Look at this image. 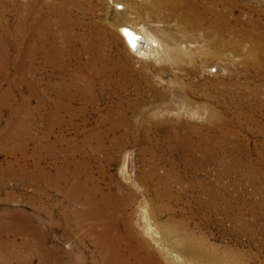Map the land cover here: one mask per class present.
<instances>
[{
	"label": "rangeland",
	"instance_id": "obj_1",
	"mask_svg": "<svg viewBox=\"0 0 264 264\" xmlns=\"http://www.w3.org/2000/svg\"><path fill=\"white\" fill-rule=\"evenodd\" d=\"M61 1L40 0L42 5H37L36 10L44 12L51 5L59 6ZM143 1L153 0H90L86 14L74 13L83 19L82 25L75 27L77 33L90 37L92 28L101 26L119 38V44L108 41L104 50L110 59L118 62L119 68H132L133 75L129 79H117L111 72L100 74L95 78L97 90L87 97H78L71 104L73 114L68 110L57 113L54 105L55 91L68 86L70 77L63 76L39 57L32 77L36 86L31 90L13 43L7 40L8 46L0 50V238L25 249L26 253L20 256L24 264H61L58 256L53 257L55 254L48 260L41 258L40 249L36 250L38 241L29 232L32 235L41 232L49 249L59 247L63 252L81 254L74 241L52 226L50 219L38 217L37 209L26 201L30 196H41L36 188L45 186L42 178L45 170L54 175L66 159L87 157L91 162L89 172L96 180L103 181L104 189L114 190L119 184L125 192L137 193L136 204L129 211L134 222L137 216L152 215L157 206L152 201L153 192L160 188L157 175L175 168L184 177L183 188H170V193L181 202L173 208L179 211L185 207L191 232L206 239L194 245L202 246L218 259L217 262L191 261L186 256L184 259L183 244L175 238H164L165 250L182 260V264H264V0H219V43L232 41L237 46L219 48V61L207 67H200V59L196 60L199 67L181 62L177 65L173 61L170 51L175 47L173 42L181 41L182 33L196 34L197 31L184 21H173L168 10L162 9L152 19L148 12H136L135 7ZM30 3L31 0H0V13H5L0 17V25H7L1 34L3 38L9 37L7 30L20 19L17 10H25ZM50 14L55 17L54 13ZM122 25H133L158 40L160 50L154 59L140 58L129 52L118 30ZM122 48L132 57L129 63L121 60ZM90 56L88 53L82 55L81 45L77 44L69 65L74 68L79 61L86 63ZM5 57L6 61L14 63L7 69ZM153 88L163 96L155 97ZM184 88L191 93L189 99L193 107H209L211 98L218 96L216 118L210 119L205 111L196 116L181 113L182 108L190 107L178 96ZM69 91L73 94L75 89ZM123 100L126 104L120 105ZM130 107L138 110H120ZM117 123L120 126L112 129ZM195 127L202 132L216 129L206 144L208 148L219 150L217 157L202 160L199 154L191 158L183 151L171 156L168 143L173 136ZM99 147L103 151H98ZM76 150L78 152L73 153ZM127 156L129 158L124 161ZM109 157L115 161L110 163ZM198 160H202L201 181L193 175L199 166ZM123 161L132 175L129 184L123 183L121 176ZM142 171L148 178L147 183ZM24 181L29 182L26 187L22 185ZM213 184L219 203L210 206L207 212L198 211L197 204L207 201V191ZM12 194L14 200L6 202ZM46 199L50 204L60 199V195L49 190L46 195L42 193L41 203ZM54 210L59 216V210ZM10 211L34 219L33 223L41 230L31 229L25 238L15 236V229L7 224L6 214ZM155 223L161 235L179 230L176 227L168 230L165 219ZM86 245L91 250L89 243ZM150 247L161 263L167 264L162 251L153 242ZM83 260L92 264L88 253ZM18 262L0 260V264Z\"/></svg>",
	"mask_w": 264,
	"mask_h": 264
},
{
	"label": "bare ground",
	"instance_id": "obj_2",
	"mask_svg": "<svg viewBox=\"0 0 264 264\" xmlns=\"http://www.w3.org/2000/svg\"><path fill=\"white\" fill-rule=\"evenodd\" d=\"M37 5H42V2L31 0V3L26 5L25 10H17L20 19L7 30V33H9L8 38H3L1 35L5 32L4 28L7 25H0V50L5 45L8 46L7 40L13 43V48L19 53L20 58L18 60H20L19 64H22L23 67L24 79L27 78L30 81L31 90H34V86H36L32 77L36 70V59L39 57L52 66L54 70L61 72L63 76L70 77L68 86L59 87L55 91L56 102L54 105L57 113L68 110L70 114H73L74 110L71 104L78 97H87L89 93L96 89L95 78L100 74L111 72L116 75L117 79H129L133 75L132 68H119L118 62L110 59L111 57L104 50V45L108 41L109 43L113 41L119 44V38L115 34L106 32L104 28H100L101 26H96V29L92 28L93 31H91L90 37L86 33L79 34L75 31V27L78 28L82 25L83 19L77 18L74 13L80 11L86 14V5H91L90 0H62L59 6L51 5L44 12L36 10ZM135 8L136 12H148L150 19L155 14L160 13L162 9L168 10L169 17L173 21L174 19L175 21H184L187 26L196 29V34L182 33L181 41L173 42L175 47L171 48L170 51L172 59L177 65L181 62L197 66L196 60L200 59L202 64L200 67H207L219 61L217 55L219 48L233 49L237 46V43L232 41H228L226 44L219 43V0H153L152 2L143 1ZM50 13H54L55 17H50ZM4 15L5 13H0V17ZM51 19H56V21H51ZM118 30L127 49L135 56L154 59L160 50L158 40L142 29H138L133 25H122ZM77 44L81 45L82 55L88 53L91 56L86 63L79 61L72 68L69 65V59H71L72 51ZM127 49L122 48L123 55H120L122 58L120 59L125 63H129L132 58ZM208 50H212V52L208 53ZM191 55H194V57H191ZM12 64H14L12 61H6V57L4 58L6 69ZM108 65H110L111 70H109ZM187 73L191 72L187 71ZM105 85L108 86V83ZM71 88L75 89L73 94L69 91ZM153 92L155 97L160 98L163 96L155 88H153ZM178 96L182 98L185 106H190L182 108L181 113L196 116L205 111L210 114V119L216 118L215 111L219 109L218 96L211 98L212 105L209 107L195 105L193 107L191 104L193 102L189 99L191 93L188 88L179 91ZM125 104L126 100L120 103V105ZM190 108H193V110ZM127 109L138 110L137 107L122 108L120 110ZM119 126L120 124L117 123L113 124L111 128L115 129ZM207 130L209 133H204ZM205 131L202 132L201 128L195 127L185 133L175 134L172 141L168 143L169 154L174 156L177 151H183L191 158H194L195 154H199L202 160L217 157L219 150L208 148L206 144L207 138L215 135L216 129H206ZM97 150L103 151L100 147ZM76 152L78 151H73V153ZM128 158L129 156L124 161ZM108 159L110 163L115 161V158L109 157ZM202 160H198L199 166L193 174L199 181H201L199 173L202 170ZM124 161L121 176L123 183L129 184L132 181V175ZM90 165L91 162L87 157L79 159L72 157L66 159L63 165L57 167L54 175L45 173L47 171L45 170L42 174L45 186L36 188L37 194H41V196H30L26 201L27 205L37 209L38 217L45 216L50 219L52 226L61 229L63 235H67L69 240L74 241L81 254L72 251L63 252L59 247L58 249L47 248L45 237L41 236V232L37 235H32L29 232L31 229L41 230L39 225L33 223L34 219L14 211L6 214L9 217L7 224H11V228L16 230H14L15 236L25 238L29 232L30 236L37 239L36 250L40 249L39 256L41 258L48 260L52 258V254H55L53 257L58 256V261L61 264H86L83 259L85 254L88 253L91 256L92 264H162L160 258L150 247V242H153L162 251L163 259L167 264H182V260L165 250L167 245L164 238L166 240L175 238L183 244L182 256L184 259L188 257L187 260L191 261L217 262L218 257L216 255L206 252L202 246L194 245L195 243L200 244L201 241L206 239L191 232V222L185 218V207L180 208L179 211L173 208V205L181 202L170 193V188L173 186L183 188L184 184V177L175 168L156 176L160 188L153 192L152 201L157 206L152 215L142 218L137 216L134 222V217L129 214V211L136 204L137 193L134 191L125 192L122 190L124 187L119 184V187L116 185L114 190L111 188L104 189L102 187L103 181L96 180L93 174L89 172ZM21 171L23 172V170ZM142 173L146 178L145 183H147L148 178L143 171ZM140 183L145 184L142 181ZM28 184V181H24L22 185L26 187ZM190 187L192 188L193 185L190 184ZM214 189L215 184L207 191V201L197 204L198 211L207 212L210 206L219 203V199L214 194ZM49 190L59 193L60 199L52 200L50 204H48L49 199H46L41 203L42 193L46 195ZM12 200H14L13 194L8 196L6 202ZM54 209L59 210L60 217L54 214ZM178 216L182 218L178 220ZM163 219L167 222L168 230L174 227L179 228L178 232L185 237L174 230L161 235L156 229L158 224L155 221H162ZM141 222H144L143 226ZM19 229H21V233H19ZM15 233H19V235ZM87 243H89L91 250L87 249ZM31 252L32 249H29V253ZM17 253L20 255H17ZM22 253H26L22 246L17 248L11 243V240L2 241L0 238V260L19 261V264H24L20 259ZM23 255L26 256V254Z\"/></svg>",
	"mask_w": 264,
	"mask_h": 264
}]
</instances>
